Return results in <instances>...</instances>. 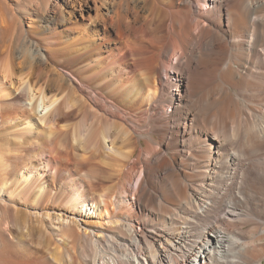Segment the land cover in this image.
I'll return each mask as SVG.
<instances>
[{
  "label": "bare ground",
  "instance_id": "1",
  "mask_svg": "<svg viewBox=\"0 0 264 264\" xmlns=\"http://www.w3.org/2000/svg\"><path fill=\"white\" fill-rule=\"evenodd\" d=\"M6 124L0 264L263 257L264 0H0Z\"/></svg>",
  "mask_w": 264,
  "mask_h": 264
},
{
  "label": "rangeland",
  "instance_id": "2",
  "mask_svg": "<svg viewBox=\"0 0 264 264\" xmlns=\"http://www.w3.org/2000/svg\"><path fill=\"white\" fill-rule=\"evenodd\" d=\"M28 107V106H27ZM62 112H61V114L63 115V114H67L68 113V111H70V108H65V107H63L62 108V110H61ZM6 117V116H5ZM19 117V120L20 121H22L24 118H23V116H18ZM28 120H30V119H28ZM19 121V122H20ZM7 125V124H6ZM3 126V125H0V143L1 142H3V138L4 139H6V138H8L9 137V139H11V137L14 135V133L13 132H15V129L17 130V129H22V128H24L25 126H24V122H23V125H20V126H18V127H16L15 129L14 128H10V127H8V125L7 126ZM4 128V129H3ZM9 129V130H8ZM12 129V130H11ZM7 131V132H6ZM7 133V134H6ZM11 133V134H10ZM2 140V141H1ZM1 145V144H0ZM3 146V144L0 146V149H1V147ZM1 155V154H0ZM25 161L27 162L26 163V165L24 166V167H29L31 164L33 165L35 162L34 161H29L28 162V160L27 159H25ZM70 174V173H69ZM253 174V175H252ZM254 174H256L255 172H252L251 173V175L252 176H250V178L251 179H253L254 177H255V175ZM256 179H259L260 177H259V175L257 176L256 175ZM71 178H73V179H76L74 176H70V178L69 179H71ZM106 178V177H105ZM67 179H68V177H67ZM261 179V181L263 182L264 180L262 179V178H260ZM64 180L62 179L61 181H60V184L63 182ZM87 181V180H86ZM86 181H84V182H80V183H78L79 185H82L81 186V189H84V191H85V193H87L88 195H89V197L90 198H93L92 196H95L94 198L96 199H100L99 197H100V195L99 194H101L102 195V193L101 192H105L103 189V187H106V185L107 186H111V182L110 181H112V180H107V179H104V177H102V179H101V177H97V180H95V182L97 181V184H98V182L100 181V185L102 184V183H105V184H102L101 185V188H99L98 190H94V189H92L91 187H90V185L89 184H86ZM111 183V184H110ZM85 184V185H84ZM50 186V187H49ZM54 186V187H53ZM45 188H46V190H48V191H50V193H49V195L50 194H56V193H59L60 192V190H59V185H57V182H55L54 181V183H53V181L52 180H50L49 179V181H47V183L45 184ZM49 188V189H48ZM107 189H109V188H107ZM89 191H90V194H89ZM56 192V193H55ZM92 192V193H91ZM96 192V193H95ZM100 192V193H99ZM106 192H107V190H106ZM165 192V191H164ZM93 194V195H92ZM95 194V195H94ZM92 195V196H91ZM168 194L165 192V196H167ZM110 200H112V196L110 195ZM95 199H93V200H95ZM97 199H96V201H97ZM46 203V202H45ZM44 203V204H45ZM165 206H167L166 204H165ZM168 207V206H167ZM170 207H172L171 205H169V208ZM56 209H59L60 207H55ZM172 209V210H171ZM170 210L171 211H173V207L172 208H170ZM16 222V223H15ZM13 224V228L11 227V231H13V233H16V231H18V232H20V230L22 231V233L24 234L25 233V231L24 230H26V229H24V228H22L23 227V220L21 219V221H15ZM22 222V223H21ZM17 225V226H16ZM22 225V226H21ZM15 227V228H14ZM19 228V230H18V228ZM249 227V228H248ZM253 226H252V224L251 223H245L244 225H242L240 228H241V230H242V234H241V238H242V240H247L249 237H251V236H255V235H257V232H256V230H255V232H253L254 230H251V229H253L252 228ZM14 229V230H13ZM17 229V230H16ZM248 230V232H249V235H251L250 233H252V235L251 236H248L247 235V231L246 230ZM27 232V231H26ZM30 232V234H32V235H34V237H32V235H25V236H23V239H24V243L25 244H18V245H16V246H13V248L11 247L10 248V250L9 251H11V249H14V252L13 253H9L13 258H15V259H17V260H28L27 262H30L31 260H34L35 259V256L37 257V255L39 256V255H41L44 251L43 250H45L44 249V247L46 246V244H44L43 243V241H41V240H43V239H41V238H44V237H39V235H38V232H37V230H35V229H33V230H29L28 231V233ZM244 232H246V234L244 233ZM244 233V234H243ZM254 234V235H253ZM245 235H247V236H245ZM38 236V237H37ZM25 237V238H24ZM244 237H246V238H244ZM59 238L60 237H57V238H55V240L57 239V241L59 240ZM41 239V240H40ZM56 241V242H57ZM30 243V244H29ZM40 244V245H39ZM28 245V246H27ZM81 245H83V243H81ZM32 246V247H31ZM263 251H264V243H263ZM14 247H16V248H14ZM36 249H35V248ZM43 247V248H42ZM33 248V249H32ZM40 248V249H39ZM86 248H87V250L89 249V247H87V246H85V248H83V250H86ZM42 249V250H41ZM86 250V251H87ZM42 251V252H41ZM77 251L79 252V250L77 249ZM262 251V255H263V257H260L259 255L256 257V256H254V257H249V259L247 258V264H256V263H258L259 261L261 262V264H264V252ZM23 252V253H22ZM39 252H41V253H39ZM78 252L76 253V255L78 256L79 254H78ZM80 252H81V250H80ZM109 252V251H108ZM111 252V251H110ZM22 253V254H21ZM10 256V257H11ZM16 256V257H15ZM29 258H30V260H29ZM79 259V258H78ZM258 261V262H257Z\"/></svg>",
  "mask_w": 264,
  "mask_h": 264
}]
</instances>
